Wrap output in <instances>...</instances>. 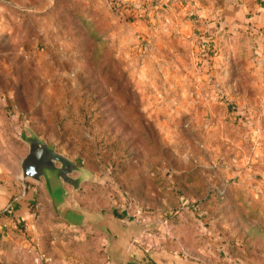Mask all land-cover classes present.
Masks as SVG:
<instances>
[{
    "label": "rangeland",
    "instance_id": "374dc122",
    "mask_svg": "<svg viewBox=\"0 0 264 264\" xmlns=\"http://www.w3.org/2000/svg\"><path fill=\"white\" fill-rule=\"evenodd\" d=\"M30 134L89 173L75 223L23 177ZM25 183L0 264H123L133 232L173 264H264V0H0L3 202Z\"/></svg>",
    "mask_w": 264,
    "mask_h": 264
},
{
    "label": "water",
    "instance_id": "95a60500",
    "mask_svg": "<svg viewBox=\"0 0 264 264\" xmlns=\"http://www.w3.org/2000/svg\"><path fill=\"white\" fill-rule=\"evenodd\" d=\"M26 140L29 151L21 163L23 177L36 181L44 179L58 212L75 223L81 212L72 208L73 202L67 199L64 185L70 184L77 190L89 173L38 135L30 134ZM73 172H79L78 176H72Z\"/></svg>",
    "mask_w": 264,
    "mask_h": 264
},
{
    "label": "crops",
    "instance_id": "0c3cea01",
    "mask_svg": "<svg viewBox=\"0 0 264 264\" xmlns=\"http://www.w3.org/2000/svg\"><path fill=\"white\" fill-rule=\"evenodd\" d=\"M44 182L45 188L47 190V193L49 194L53 204V198L46 186V182L44 179L39 180V182ZM6 189L2 188L0 189V195L4 196L5 193H8L7 195L11 196L12 194H9L10 191H5ZM64 192L67 194V199L69 201H72V196H71V192L67 189L66 185H64ZM37 200V193H36V187L35 184H30V183H25V187L24 190L22 192V194L19 196V199H17V201L11 203V205H8V201H6L5 203L3 202L4 199H1L0 197V218H1V214H5V211L3 209H6V211L8 213H11L14 217L15 220H17L18 222L20 221H24L26 218H31L32 217V204L34 202H36ZM55 206V205H54ZM72 208L77 209L75 207V203H73ZM32 211V212H31ZM125 211V210H124ZM124 213V215L126 216L129 215V213L126 212H122ZM136 220V219H135ZM118 223L121 225V227H123V223H125L123 221V219L118 220ZM118 236V237H117ZM116 237L118 238V242H124L123 244L125 245L123 247V251L121 253L122 258H120L121 263L123 264H173V262H168V260H166L167 258H158L157 256H154L152 249L146 248V246L142 245V244H137L135 239L137 237L136 233L133 232V234H131L129 236L128 233H118V235L116 234ZM122 249V248H121ZM120 250V248H119ZM161 259V260H159Z\"/></svg>",
    "mask_w": 264,
    "mask_h": 264
}]
</instances>
